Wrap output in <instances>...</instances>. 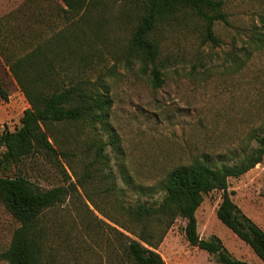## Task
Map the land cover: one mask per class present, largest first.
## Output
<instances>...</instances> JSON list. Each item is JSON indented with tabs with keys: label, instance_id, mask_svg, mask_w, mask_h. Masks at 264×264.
I'll use <instances>...</instances> for the list:
<instances>
[{
	"label": "rangeland",
	"instance_id": "obj_1",
	"mask_svg": "<svg viewBox=\"0 0 264 264\" xmlns=\"http://www.w3.org/2000/svg\"><path fill=\"white\" fill-rule=\"evenodd\" d=\"M224 1L230 24L216 22L218 45L204 41L201 21L189 14L159 24L152 35L159 42L157 62L164 73L159 88L151 85V65L128 52L140 10L122 0H97L90 7L85 31L95 41L85 78L109 90V124L120 145H108L99 157V142L109 138L105 127L60 125L55 146L66 150L67 157L54 163L35 152L8 172L26 174L43 189H67L64 201L45 209L40 218L47 235L44 264H129L125 235L139 239L129 206L162 199L161 187L177 165L205 157L231 164L256 146L253 135L264 129V0ZM49 2L0 0V33L10 38L2 45L17 48L13 35L23 30L17 27L23 12H46ZM48 20L52 27H35L47 34L75 27L56 15ZM68 73L81 76L76 66ZM0 84L7 94L0 92V132L13 131L30 104L4 59ZM229 183L233 200L264 229V158ZM220 201L219 190L204 194L196 211L200 236L217 235L233 256L261 264L254 250L217 217ZM185 223L178 217L157 247L166 264H217L216 255L190 244ZM20 227L0 202V264H8L3 253Z\"/></svg>",
	"mask_w": 264,
	"mask_h": 264
},
{
	"label": "trees",
	"instance_id": "obj_2",
	"mask_svg": "<svg viewBox=\"0 0 264 264\" xmlns=\"http://www.w3.org/2000/svg\"><path fill=\"white\" fill-rule=\"evenodd\" d=\"M122 1L140 10L139 21L128 42V52L141 57L147 67L151 65V85L154 88L164 83V73L157 62L159 42L152 37L159 24L189 14L201 21L204 41L213 45L219 44L214 30L216 22L230 24L224 0ZM96 2L50 0L46 12L40 9L30 15L24 11L17 25L23 30L13 35L20 45L14 49L2 45L1 41L10 38L0 33V63L5 60L30 104L15 130L0 132V202L21 223L3 253L8 264H44L47 235L39 224L40 218L45 209L62 203L67 194L64 186L43 189L26 174L8 172L35 152L44 153L53 162L59 157H67L66 150L55 146L60 125L66 128L72 124H88L97 128L100 123L105 127L109 138L99 142V157L103 156L108 145L113 148L120 145L118 134L109 124L113 104L109 90L100 89L85 78L95 41L85 31L90 26L85 15ZM54 15L69 20L68 23L75 27L65 26L49 34L35 27L43 24L52 27L50 20H46ZM72 66H76L81 76H69ZM67 76L70 81H66ZM0 92L7 97L1 84ZM253 139L256 146L245 151L244 156L234 163L218 164L205 157L190 164L177 165L169 171L161 187L164 191L162 199L140 201L127 208L132 225L139 228V239L125 235L124 251L129 264H166L157 247L178 217L186 220L183 231L190 244L216 255L217 264H251L233 256L217 235L207 239L200 236L196 211L204 194L214 190L221 191L216 210L219 220L245 241L264 264V229L242 211L229 189L231 177H240L264 158V129L254 134Z\"/></svg>",
	"mask_w": 264,
	"mask_h": 264
}]
</instances>
